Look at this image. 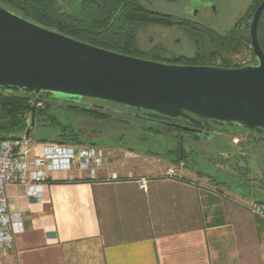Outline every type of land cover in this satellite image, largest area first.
Instances as JSON below:
<instances>
[{"label": "crops", "instance_id": "crops-1", "mask_svg": "<svg viewBox=\"0 0 264 264\" xmlns=\"http://www.w3.org/2000/svg\"><path fill=\"white\" fill-rule=\"evenodd\" d=\"M182 162L179 179L166 177L177 164L170 158L151 159L145 171L119 181L56 170L41 198L28 196L23 184H8L9 209L21 215L23 231L5 261L264 264V219L246 208L255 198L243 189V176L204 173L196 161ZM140 176L148 178L145 189L136 182Z\"/></svg>", "mask_w": 264, "mask_h": 264}, {"label": "water", "instance_id": "water-1", "mask_svg": "<svg viewBox=\"0 0 264 264\" xmlns=\"http://www.w3.org/2000/svg\"><path fill=\"white\" fill-rule=\"evenodd\" d=\"M263 12L264 0L249 27L256 62L226 68L118 53L36 24L0 4V89L34 95V104L40 94L74 103L91 99L196 127L214 121L264 136V52L257 36ZM164 124L193 134L195 141L213 137L196 127Z\"/></svg>", "mask_w": 264, "mask_h": 264}, {"label": "rangeland", "instance_id": "rangeland-1", "mask_svg": "<svg viewBox=\"0 0 264 264\" xmlns=\"http://www.w3.org/2000/svg\"><path fill=\"white\" fill-rule=\"evenodd\" d=\"M56 1L62 9L78 10V0ZM217 3L218 11L214 18L209 21L206 17L203 18L204 15H200L194 21L205 20L212 30L224 35L234 26L236 20L247 15L249 8H253L255 0H218ZM147 7L154 12L161 13H173L175 10L180 12L183 9L181 2L178 4L148 5ZM173 14L178 15L175 12ZM188 17L190 16L188 15ZM193 25L194 23L189 26ZM163 30L164 28L158 25H147L139 28L136 35V46L139 52L136 50L131 55L145 58L144 51L151 47L153 41L160 38ZM151 34L154 38L152 42L149 40ZM168 35L170 43H174V40L179 36L181 38L180 43L172 44L171 48L180 52V54L176 52L171 54L172 58L192 57L195 54L194 39L189 36L188 38L182 37V34L176 29L170 30ZM233 59L236 64L243 66L252 61V55L249 50H244L235 55ZM43 99V105L37 106L45 109L47 114L54 115L57 121L51 123L37 119L29 135L36 142L60 143L66 146L88 145L100 149L104 155V160L99 176L105 177L111 172H117L115 168L120 167L123 171L122 173L117 172L118 175L126 178L131 173L139 174V172L145 171V163L151 159L160 158L162 160L175 157L173 153H170L179 145L174 131L165 132L158 124H153L152 121L141 117L142 113L137 115V112L116 104H106L87 99L76 104L79 107H74L73 104L75 103L73 102L53 100L47 96H44ZM45 102L49 103L48 108ZM83 107H88L92 111L104 114V116L82 111ZM24 118L23 129L26 131L31 124L30 114H26ZM92 129L93 131H91ZM61 132L65 134L63 140L60 136ZM209 133L213 135L210 140L200 139L191 143L188 138L183 142L187 160L192 159L193 162L199 163L198 168L204 173H206L204 169L208 172L213 170L214 173L224 171L223 174L226 176H230L227 173L230 172L237 178L236 180H240L242 178L240 170L246 171V167L249 170L252 160H259L263 155L258 144L254 146L251 144L254 135L240 127L219 124L212 126ZM252 166L254 169L256 168L253 164ZM0 264H7L5 257L0 256Z\"/></svg>", "mask_w": 264, "mask_h": 264}, {"label": "trees", "instance_id": "trees-1", "mask_svg": "<svg viewBox=\"0 0 264 264\" xmlns=\"http://www.w3.org/2000/svg\"><path fill=\"white\" fill-rule=\"evenodd\" d=\"M78 1L77 11L62 9L56 0H0V4L36 24L76 40L126 55H131L137 50L136 35L139 28L147 25H158L161 27H181L195 41V54L192 57L179 56L175 61H172L173 64L238 67L239 65L234 62L233 58L244 50H249L252 55V61L248 64L256 62L251 48L249 27L253 12L262 0H255L253 8H249L247 15L236 20L234 26L224 35L215 32L206 24L194 23L193 26H186L179 17L173 14L151 11L137 0ZM257 36L264 52V12L258 24ZM44 96L53 99L48 94H40L34 104V95L22 92L6 93L0 89V137L19 136L26 132L23 129L26 114H30L31 117V124L26 129L28 134L37 119L56 123L57 119L54 115L47 114L45 109L37 106L38 102L43 105ZM84 100L86 99H82L81 102ZM76 104L78 103L73 104V106L79 107ZM45 105L47 108L49 107V103L45 102ZM122 107L137 112V115L142 113L141 117L143 118L145 115L159 117L147 111ZM82 111L104 116V114L92 111L88 107H83ZM174 133L178 138L179 145L170 153L175 155V157L172 156V160L178 163L187 160L183 147L185 139H180L177 132L174 131ZM252 134L254 138L251 140V144L253 146L258 144L263 155L259 160H252L251 163L256 167L255 169L250 164L249 170L246 167V171L240 170V174L244 180L243 189L246 188V192H249V195L253 196L255 200L264 202V136L257 133ZM60 136L63 140L65 138L64 132H61ZM189 142L194 143L190 139Z\"/></svg>", "mask_w": 264, "mask_h": 264}, {"label": "built area", "instance_id": "built-area-1", "mask_svg": "<svg viewBox=\"0 0 264 264\" xmlns=\"http://www.w3.org/2000/svg\"><path fill=\"white\" fill-rule=\"evenodd\" d=\"M37 105H41L38 102ZM104 155L100 149L88 145L69 146L60 143L36 142L25 132L20 137H0V256L14 250L15 237L23 231L21 215L9 209L6 186L23 184L28 196L41 198L49 174L56 170L79 169L86 172L90 180L99 177ZM182 161L166 170V177L179 179L177 169ZM129 174L126 178H132ZM73 178V175H70ZM117 172H111L106 180H124ZM139 188L147 187L148 178H136ZM254 216L264 219V202L251 200L246 205Z\"/></svg>", "mask_w": 264, "mask_h": 264}, {"label": "flooded vegetation", "instance_id": "flooded-vegetation-1", "mask_svg": "<svg viewBox=\"0 0 264 264\" xmlns=\"http://www.w3.org/2000/svg\"><path fill=\"white\" fill-rule=\"evenodd\" d=\"M140 4L144 5L146 8H148L149 10H151L149 7H147L148 5H155V4H161V5H165V4H178L181 2V5H183V9L180 12H176V10L174 11L175 13H178V15L175 14V16H179L180 20H182L184 22L185 25H190L192 23H199V24H206L209 25V23H207L205 20H201L199 21H194V19L197 16L200 15H204L203 18H207L212 19L215 17V15L217 14V5H218V0H137ZM152 11V10H151ZM173 12V13H174ZM173 13H167V14H173ZM166 14V13H165ZM174 15V14H173ZM188 15L190 17H188ZM164 28L162 35L160 36V38H158V40L153 41V44L151 45L150 48H148L146 51H144L145 53V58L144 59H150V60H156L157 62H162V63H168V64H173L172 61H175L176 58H172L171 54L173 53H179L175 51L174 49H172V44H178L181 42V38L180 36L177 37L174 41V43H170L169 42V31L176 29L178 30L181 34L182 37H186L188 38V35L185 33V31L181 28L178 27H174V26H164L162 27ZM153 36L152 34L149 36V40L152 42L153 40ZM183 40H185L183 38ZM184 45V44H183ZM185 47V45H184ZM145 118L148 120H151L154 124H158L159 126H161L163 128V130L165 132H170L171 130L168 129L166 127V125L164 124L165 121L167 122H173V123H178V124H182L185 126H189V127H196L190 123H188L187 121L181 120V119H167L165 117H151V116H147L145 115ZM216 126L219 125V123L214 122V121H208L205 123L204 126L202 127H196L200 130H202L203 133H208L211 131L212 126ZM93 131V129L91 130ZM178 136L180 139H190L192 142H195V140H193V134L187 133V132H177ZM203 139V138H201Z\"/></svg>", "mask_w": 264, "mask_h": 264}]
</instances>
